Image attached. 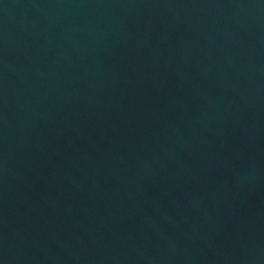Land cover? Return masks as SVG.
I'll use <instances>...</instances> for the list:
<instances>
[{
  "label": "water",
  "instance_id": "95a60500",
  "mask_svg": "<svg viewBox=\"0 0 264 264\" xmlns=\"http://www.w3.org/2000/svg\"><path fill=\"white\" fill-rule=\"evenodd\" d=\"M0 264H264V0H0Z\"/></svg>",
  "mask_w": 264,
  "mask_h": 264
}]
</instances>
